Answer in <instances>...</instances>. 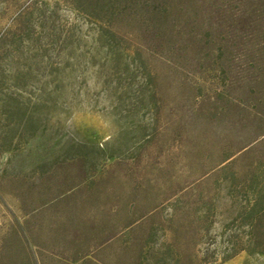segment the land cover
Segmentation results:
<instances>
[{
    "label": "rangeland",
    "instance_id": "obj_1",
    "mask_svg": "<svg viewBox=\"0 0 264 264\" xmlns=\"http://www.w3.org/2000/svg\"><path fill=\"white\" fill-rule=\"evenodd\" d=\"M31 1L0 0V33ZM40 1L75 36L0 52V264H264V244L240 249L264 178V20L129 2L128 58L67 0Z\"/></svg>",
    "mask_w": 264,
    "mask_h": 264
},
{
    "label": "trees",
    "instance_id": "obj_2",
    "mask_svg": "<svg viewBox=\"0 0 264 264\" xmlns=\"http://www.w3.org/2000/svg\"><path fill=\"white\" fill-rule=\"evenodd\" d=\"M142 0H67L68 5L77 13L84 14L91 21L93 31L92 42L97 49H101L113 56L125 54L130 58L131 46L128 39L121 36L115 26V21L124 16L125 4L139 3ZM217 4L216 13L227 12L230 18L236 20L239 28H252L255 23L264 20V0H214ZM234 5H237L234 7ZM54 7L40 0L26 3L19 9L12 24L0 33L1 51H20L22 47H67L73 45L75 29L62 30L55 16ZM46 51V50H44ZM130 51V52H129ZM135 53V51H133ZM45 59L46 56H44ZM115 61V60H114ZM129 61V60H127ZM132 61L137 62L136 58ZM130 62V61H129ZM132 62V63H133ZM114 64H117V59ZM128 66V63H125ZM254 175L264 174V164L252 172ZM251 199L248 205L240 211V218L246 225V239L248 246L241 250L251 251L264 244V178L255 182L252 178L248 184ZM240 230L234 229L228 234L227 243L230 242L234 250L233 237H237ZM264 253V249H258ZM235 253V252H234ZM221 258V262L230 258Z\"/></svg>",
    "mask_w": 264,
    "mask_h": 264
}]
</instances>
